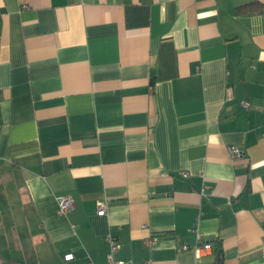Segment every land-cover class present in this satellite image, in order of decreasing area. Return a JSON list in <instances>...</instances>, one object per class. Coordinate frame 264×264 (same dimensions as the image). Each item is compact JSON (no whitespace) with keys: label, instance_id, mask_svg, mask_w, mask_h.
<instances>
[{"label":"crops","instance_id":"1","mask_svg":"<svg viewBox=\"0 0 264 264\" xmlns=\"http://www.w3.org/2000/svg\"><path fill=\"white\" fill-rule=\"evenodd\" d=\"M263 234L264 0H0V264H264Z\"/></svg>","mask_w":264,"mask_h":264},{"label":"built area","instance_id":"2","mask_svg":"<svg viewBox=\"0 0 264 264\" xmlns=\"http://www.w3.org/2000/svg\"><path fill=\"white\" fill-rule=\"evenodd\" d=\"M241 106L244 109H247L249 107V104L246 102H242ZM229 152L233 160L241 156V153L239 152V150L235 149L234 147H229ZM57 202H58V211H59V214L61 215H65L74 206L73 199L69 196H61L58 198ZM104 210H105V202L104 201L97 202V211L99 213H103ZM263 239H264V234H263ZM154 243H155V239H150L146 241L147 245H153ZM111 247H112V251L116 250L117 248V246L114 243L111 244ZM188 249L189 248L186 246L182 247V250H188ZM210 249H211V244L207 241H204L200 245H197L192 248L194 254L197 256H200L202 253H206L210 251ZM72 258L73 256L71 254L64 256L65 261L71 260ZM86 264H92V263L88 262Z\"/></svg>","mask_w":264,"mask_h":264},{"label":"trees","instance_id":"3","mask_svg":"<svg viewBox=\"0 0 264 264\" xmlns=\"http://www.w3.org/2000/svg\"><path fill=\"white\" fill-rule=\"evenodd\" d=\"M255 5H258V3H248V4H245V5H241L239 7H237V12H242V13H248V12H251L252 10V7H254ZM216 250H217V255H218V258L220 259L221 257V248H220V245L217 244V247H216Z\"/></svg>","mask_w":264,"mask_h":264}]
</instances>
